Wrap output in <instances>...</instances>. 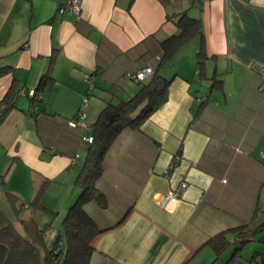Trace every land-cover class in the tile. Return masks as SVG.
<instances>
[{
  "label": "crops",
  "instance_id": "crops-1",
  "mask_svg": "<svg viewBox=\"0 0 264 264\" xmlns=\"http://www.w3.org/2000/svg\"><path fill=\"white\" fill-rule=\"evenodd\" d=\"M59 1L0 0V68H11L0 77V101L13 81L18 88L0 125L6 175L0 171V179L31 213L12 221L11 211L1 212L19 231L20 219L31 217L40 227L50 223L49 232L54 220L42 224L43 216L22 199L32 201L45 184L38 208L50 199L65 213L75 201L74 179L87 147L82 137L90 132L67 122L82 97L90 128L108 102L136 93L125 73L156 68L160 43L178 31L173 18L186 12L201 21L207 79L198 80L196 37L160 69L171 78L167 101L110 146L95 182L106 207L85 205L102 230L91 240L89 264H226L235 246L215 260L207 240L264 219V0H80L79 19L59 14ZM46 72L53 84L33 101ZM85 75L93 77L92 90L82 83ZM182 178L189 186L181 201L160 207L155 197ZM54 207L42 208L58 219L61 209ZM247 245L232 264H263L264 255L257 249L250 255Z\"/></svg>",
  "mask_w": 264,
  "mask_h": 264
},
{
  "label": "trees",
  "instance_id": "trees-1",
  "mask_svg": "<svg viewBox=\"0 0 264 264\" xmlns=\"http://www.w3.org/2000/svg\"><path fill=\"white\" fill-rule=\"evenodd\" d=\"M23 1L31 2V0ZM164 1L167 0H161ZM173 19L178 31L160 43L161 56L157 67L152 68L153 74L137 83L138 89L129 99L119 100L117 103L108 102L90 126L92 141L87 144L82 165L74 179V185L79 188V193L62 219L61 234L51 243H47L45 228L40 227L33 218L20 219L22 230L19 231L0 211V264H89L92 253L91 240L102 230L97 228L87 214L85 205L94 202L101 209L106 207V199L95 187V182L103 172V159L110 146L123 130L139 129L141 124L167 101L171 78H164L160 74V69L196 37L200 38L196 53L198 80L201 82L207 79L206 62L210 57L205 51L200 19L191 18L186 12L176 14ZM10 70L11 68L7 67L0 68V77ZM212 80L213 84L219 83L217 80ZM52 84L53 78L49 72L43 74L36 85L32 100H37V96ZM17 94L18 88L13 81L0 101V125L15 107ZM204 101L205 99L201 102ZM0 183L2 184V180ZM44 188L45 184L37 186L35 196L29 204L31 208L36 209L40 206L39 199ZM9 199L13 202L14 212L18 214L23 203H20V207L16 206L17 198L12 194H9ZM47 226H50V223ZM263 232L264 219L253 227L242 225L220 232L207 240L205 245L213 249L215 260L229 246L234 245L235 249L226 262L232 264L241 259L243 248ZM229 234L232 235V240L229 239Z\"/></svg>",
  "mask_w": 264,
  "mask_h": 264
},
{
  "label": "built area",
  "instance_id": "built-area-1",
  "mask_svg": "<svg viewBox=\"0 0 264 264\" xmlns=\"http://www.w3.org/2000/svg\"><path fill=\"white\" fill-rule=\"evenodd\" d=\"M57 12L59 14L70 15L74 17V19H79L80 14H81V2L80 0H60L57 5ZM152 74H153L152 67L147 65L134 72L125 73L124 77L127 80L132 81L133 83L137 84L145 80ZM82 83L87 87L88 91L91 90L93 88V77L90 75H85L82 79ZM31 95L33 97L34 94L31 93ZM37 100H42L41 95L37 96ZM81 102H82L81 108L78 110L75 118H73L72 120H69L67 124L71 127H80V128L85 129L86 131H89V127L86 126V123H85L86 116L83 111V109L87 105V95H84L82 97ZM82 141L86 144H89L92 141V136L91 135L83 136ZM77 157L78 155L76 154L75 158L72 159V162H71L72 164L75 163V159ZM259 157L262 160H264V154L262 152H260ZM178 159L179 157L175 156L173 161H171L168 168L164 172L165 175L169 174V171L176 165ZM0 186H1V183H0ZM188 186L189 184L187 180L185 178H182L174 188H171L162 194H158L155 197V201L160 207L165 208V209L175 206L177 203L181 201L182 196L185 190L188 188Z\"/></svg>",
  "mask_w": 264,
  "mask_h": 264
},
{
  "label": "rangeland",
  "instance_id": "rangeland-1",
  "mask_svg": "<svg viewBox=\"0 0 264 264\" xmlns=\"http://www.w3.org/2000/svg\"><path fill=\"white\" fill-rule=\"evenodd\" d=\"M79 165V164H78ZM79 167V166H78ZM78 169V168H77ZM0 171H2V176H4L5 178H6V175H4L3 173V171H5V169L3 168L2 170H1V166H0ZM76 171V170H75ZM0 176H1V174H0ZM21 176H17V178H16V181L17 182H19V183H21V185H23L22 183L23 182H21L20 180H19V178H20ZM4 178V179H5ZM1 180V179H0ZM15 181V182H16ZM12 181H10V183H11ZM20 188L22 189L23 188V186H20ZM9 194H11L10 193V191H9V188L8 187H6V183H2L1 184V186H0V211H3V212H7V213H9L10 211L12 212L11 213V215H13V216H15V217H13L11 220L13 221H16L15 219H16V215H19V216H21V217H24L26 214H27V212H30L29 211V209L28 210H25L23 207H21L20 209V211H18L19 213L18 214H16L15 212H14V205H13V202H11V200L9 199ZM23 201H25V203H30V199L29 198H24V199H22ZM30 200V201H29ZM41 202V204H42V207H45L46 205L47 206H49L50 208L51 207H54V206H52L53 205V203H55L54 202V200H50V199H45L44 200V203L42 202V200L40 201ZM16 206H18V207H20L19 205H20V201H16V204H15ZM23 206H24V203H23ZM36 208L35 210L33 209V208H31L30 207V210H33L34 212H39L40 214H41V216H43V222H42V224L45 222V221H48L49 220V222H53V220H54V222L52 223V227H51V229L49 230V232L47 233H45V235H46V240L49 242V241H53L54 240V238L58 235V234H61V223H62V219L64 218V216L66 215V212L64 213V210H62V208H60V207H54L55 209H61V214L59 215V217H58V219H55L53 216H51V215H49L48 214V212L47 211H45V209H43V208ZM52 209V208H51ZM37 210V211H36ZM32 211V212H33ZM31 213V212H30ZM46 216H49V217H46ZM19 218V217H18ZM48 218V219H47ZM46 219V220H45ZM46 230H48L49 229V226H43ZM257 236H259V237H257ZM257 236H255L254 238H256V240H254L252 243H248L249 245H247V248H246V250H247V253H249L250 255H253L254 254V251H255V249H257L258 251H260L263 255H264V243L263 242H260V241H258L260 238H264V233H260L259 235H257ZM257 251V252H258Z\"/></svg>",
  "mask_w": 264,
  "mask_h": 264
}]
</instances>
